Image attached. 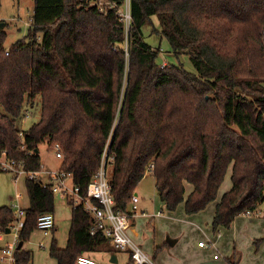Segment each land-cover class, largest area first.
<instances>
[{
    "label": "trees",
    "instance_id": "16d2710c",
    "mask_svg": "<svg viewBox=\"0 0 264 264\" xmlns=\"http://www.w3.org/2000/svg\"><path fill=\"white\" fill-rule=\"evenodd\" d=\"M130 13L126 36L115 8L34 0L26 40L5 49L0 28V152L37 170L38 145L58 142L61 167L85 196L108 144L111 192L123 210L151 170L168 210L183 203L187 214L196 213L216 199L231 167V188L212 219L214 228H228L264 202V0H130ZM148 25L166 38L174 57L187 55L195 71L181 62L161 68L159 49L143 39ZM36 97L40 119L22 129V138L23 109ZM24 182L29 206L21 247L37 217L55 208L50 185L40 178ZM66 202V246L53 239L50 248L57 263L75 264L79 254L100 249L114 252L103 234H90L92 218L82 203ZM12 220V208L0 207V230ZM262 242L264 235L254 244ZM21 247L16 264H28L31 253Z\"/></svg>",
    "mask_w": 264,
    "mask_h": 264
},
{
    "label": "rangeland",
    "instance_id": "374dc122",
    "mask_svg": "<svg viewBox=\"0 0 264 264\" xmlns=\"http://www.w3.org/2000/svg\"><path fill=\"white\" fill-rule=\"evenodd\" d=\"M33 7L34 0H0V23L4 22L3 28L7 34L5 39V49L10 48L19 40L27 39V30L32 23L31 16L33 13ZM151 20L155 28H158L156 16H152ZM151 26L152 25L145 26L143 39L152 48L159 49L157 57L158 63H161L163 60H165L167 64H178L181 62L185 69L191 72L195 71L188 56L181 55L179 60L174 57L173 53H171L169 42L166 38L161 37L157 33H152ZM40 112L41 106L40 102H38V97L34 98L32 102H26V106L23 109V116L21 117L22 119L19 121L20 130H26L37 122L40 119ZM26 114L28 115L25 116ZM49 143L50 142L45 141L40 143L38 147L39 155L42 159L41 163L45 165V168L48 170H52L58 168V166L62 164V161L54 156L52 146L49 145ZM111 166L109 167V172H112V170L110 171ZM13 178L14 175L11 172L0 170V207L4 205L10 207L13 203L18 202L22 208H27L29 205V198L25 190V178L20 176L17 181ZM231 185V167H229L219 187L216 199L205 206L203 212L198 215L200 217L197 216L193 218V215H189L185 212L183 203H180L174 210L167 209L158 195L152 171L147 170L145 176L139 182L135 190L139 196V202L137 204L139 214L135 216L136 218L134 217L132 226L138 232L139 237L135 239L131 236L132 239L137 244L141 245L140 247H142L144 251L153 256V254H157L163 248L169 249V247L166 246L165 239L167 237L177 239L173 232H176V235H178L179 232L180 241L178 240V245H181L182 242L185 244L188 240L189 243L192 241H198L199 239L207 242V239L212 236L214 229H216L220 230L223 234V238H221L218 245V254H220L221 261H225L227 258L234 259L238 255L240 257L239 264H263L264 244L256 247L253 243L254 237L252 235L256 233V231H259L260 233L264 227V202L259 208H257L259 218L249 219L240 216L237 219L238 227L240 226L241 228L240 244L236 241H228L229 233L226 231L230 229L231 225L228 228L221 225L214 228L212 225L210 218L211 212L214 210L213 207H215V201H217L224 192L228 191L231 188ZM190 188L191 185L186 184V190H189ZM54 203L55 231L45 236L41 230L34 229L21 247V250L31 253V260L28 264H58L56 259L50 255L52 241L55 239L60 248L66 246L70 228V207L66 204L65 199L60 196H55ZM153 213H161V218L163 219H153V217L149 220L143 217L144 214ZM255 213L256 211H254V214ZM194 225H198L206 232L201 231L199 234L198 229L194 230ZM3 232L4 235L2 239H0V248L12 241L11 232L6 234L4 230ZM40 243L43 244V246H40ZM183 247L184 246H182V248ZM156 248H159V250L155 252ZM205 248V250H208L212 247ZM102 251L104 254L100 255V252ZM114 251L118 253V263L110 262V256L105 249L84 254L90 255L99 264H126L127 255L118 249ZM213 251L217 252L213 249L209 252L212 254ZM166 252L167 251H164L162 253L165 254ZM175 253V256H179L178 254L181 253V248L177 249ZM169 254L174 253L170 251ZM152 260L153 259H151V261ZM208 261H210V263L207 264H214L212 258ZM0 264L8 263L0 260ZM155 264L158 263L155 261Z\"/></svg>",
    "mask_w": 264,
    "mask_h": 264
},
{
    "label": "built area",
    "instance_id": "2783aa9c",
    "mask_svg": "<svg viewBox=\"0 0 264 264\" xmlns=\"http://www.w3.org/2000/svg\"><path fill=\"white\" fill-rule=\"evenodd\" d=\"M86 3L97 6L100 12H105L109 8H115V14L123 23L125 35L128 34L132 22L130 0H124L121 6H116L111 0H86ZM159 65L163 68L167 65V62L163 60ZM19 135L24 138L22 130ZM22 146L25 148L23 144ZM52 150L54 156L62 161L63 152L58 142L52 144ZM30 153L28 152V154ZM111 160L112 156L108 154V144H106L102 152L99 168L91 177L85 196L79 193L78 187L73 183L72 174L63 170L61 165L58 168L48 170L45 168V165L40 163L39 169L31 170L27 167L26 161L12 158L3 150L0 152V170L11 172L15 180H18L20 176L32 180L40 178L43 186L50 185L55 196L63 197L65 201L72 200L74 205L82 203L83 209L92 218L90 234H103L107 238L109 246L115 250H129L131 256L130 264H153L150 257L129 234L131 220L137 214V194L134 193L132 195L130 209L123 210L115 205L111 192V172H109V167L112 165ZM152 166L153 164L151 163L149 167L151 168ZM10 207L13 210V220L8 228L10 229L9 232H11L12 241L0 248V260L6 261L8 264H16V250L19 244L21 228L24 226L26 208H22L18 202L13 203ZM250 214H254V212L247 211L246 215ZM54 225L55 219L51 212L42 213L37 217L36 229L41 230L45 236L52 232ZM3 235V230H0V239H2ZM212 244L213 242L198 241V245L200 246L210 247ZM40 246H43V244L40 243ZM214 258H218V254H214ZM75 264L99 263L90 255L81 253L76 257Z\"/></svg>",
    "mask_w": 264,
    "mask_h": 264
},
{
    "label": "crops",
    "instance_id": "0c3cea01",
    "mask_svg": "<svg viewBox=\"0 0 264 264\" xmlns=\"http://www.w3.org/2000/svg\"><path fill=\"white\" fill-rule=\"evenodd\" d=\"M40 159H41V156H40ZM42 160V159H41ZM60 162V161H59ZM14 179V178H13ZM17 181V180H15ZM25 185V184H24ZM26 190V188H25ZM191 190V188L189 190H187L186 192L188 193L189 191ZM27 193V191H26ZM137 194V192L135 193ZM138 196V194H137ZM220 199V198H219ZM218 199V200H219ZM217 200V201H218ZM215 201V204L216 202ZM138 202H139V196H138ZM138 202L136 203V211H137V214H139L138 210H137V204ZM67 204V203H66ZM68 205V204H67ZM131 205H132V202H131ZM7 206V205H6ZM29 206V205H28ZM69 206V205H68ZM70 207V206H69ZM131 207V206H130ZM129 207V209H130ZM214 210L211 212V221L213 219V215H214V211H215V207H213ZM259 208V207H258ZM70 211H71V207H70ZM203 212V209L196 212V213H193V214H189V215H193V218L194 217H197L198 215H200V213ZM54 217H55V212L53 213ZM135 215V216H136ZM196 215V216H194ZM134 216V217H135ZM245 217V218H249V219H253V218H259V214L256 210V213L255 214H250V215H246V214H241V215H238L234 220L233 222L231 223V227L230 229H228L226 232L229 233V236H228V241L230 242L231 240L233 242H238L239 244L241 243V240H240V237H241V228L240 226L238 227V224H237V219L239 217ZM139 217V216H137ZM144 218H147V219H163L161 218V213H153V214H144L143 216ZM200 217V216H198ZM136 218V217H135ZM133 219L131 220V224H130V228H129V234L130 236L134 237L135 239H137V237H139V234L138 232L133 228ZM184 219V218H182ZM193 225V224H192ZM191 225V226H192ZM195 229H198L199 231V234L201 233V231H204L206 232L205 230L201 229L198 225H194ZM56 228H54L52 230L51 233H53V231H55ZM5 231V230H4ZM182 232V230H181ZM174 233V236H176L177 239H174L175 242L173 244H170L168 241H167V238H170V237H167L165 239V242H166V246L169 247V249H165L163 248L161 251H159L157 254H153V256H151L150 254H148L146 251H144L141 247V249L150 257V259H153V263L155 264V261L158 263V264H207V263H210V260L212 258V262H214V264H239V260H240V257L237 255L234 259H230V258H227L225 261H221V257H220V254H218V245H219V242L221 240V238H223V234L221 233L220 230H216L214 229V233L212 234V236H210L208 239H207V243L209 242H213V244L210 246L212 248H209L208 250H205L206 248L205 247H209V246H200L198 245V241H200V239L198 241H192L191 243H189V240L187 241V243L182 244L181 245H178L179 241H180V238H179V232H178V235H176L177 233L176 232H173ZM6 234V232H5ZM232 234V235H230ZM264 235V227L262 229V231L259 233V231L256 233H254L252 236L254 237V240H253V243L255 240L261 238L262 236ZM179 238V239H178ZM211 238V239H210ZM179 240V241H178ZM206 242V241H205ZM261 244H264V242H262ZM260 244V245H261ZM255 245V244H254ZM141 246V245H139ZM182 246H184L182 248ZM194 247V248H193ZM174 248V249H173ZM181 248V253L178 254L179 256H175V251L177 249H180ZM215 250L217 252H209L211 250ZM193 250V251H192ZM164 251H167L165 254H163L162 252ZM170 251L174 254H169ZM208 251V252H207ZM124 252L126 255H127V261H126V264H130L131 262V256H130V251L129 250H124L122 251ZM104 254V252H100V255ZM109 256L111 257L113 254L115 255L116 257V262H112V263H118L119 262V258H118V253L117 252H108ZM214 254H218V258H214ZM211 257V258H209ZM155 258V259H154ZM110 260V259H109ZM111 262V261H110ZM227 262V263H226ZM264 264V262H263Z\"/></svg>",
    "mask_w": 264,
    "mask_h": 264
},
{
    "label": "water",
    "instance_id": "95a60500",
    "mask_svg": "<svg viewBox=\"0 0 264 264\" xmlns=\"http://www.w3.org/2000/svg\"><path fill=\"white\" fill-rule=\"evenodd\" d=\"M3 26H4V22H1V23H0V28H3ZM9 231H10V229L7 227V228L5 229V232H6V233H9ZM167 241H168L170 244H173V243L175 242V240H174V239H171V238H167ZM20 247H21V243L18 244L17 249H19ZM110 261H111V262H116V257H115L114 254L110 257Z\"/></svg>",
    "mask_w": 264,
    "mask_h": 264
}]
</instances>
